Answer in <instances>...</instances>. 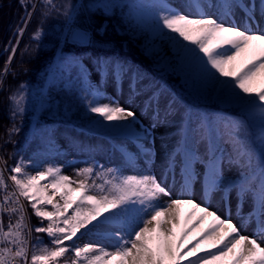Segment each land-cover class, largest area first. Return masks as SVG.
<instances>
[{"label":"snow or ice","instance_id":"6c2138e0","mask_svg":"<svg viewBox=\"0 0 264 264\" xmlns=\"http://www.w3.org/2000/svg\"><path fill=\"white\" fill-rule=\"evenodd\" d=\"M40 5L30 37L38 44L51 17H62L58 43L70 47L93 43L92 33L80 23L85 13L116 18L133 37L146 41L149 54L182 74L185 84L236 107L241 118L221 120L199 112L126 62L97 57L89 66L60 49L46 74L49 81L64 83L69 73L67 83L82 94L80 118L91 129L135 142V150L122 151L112 166L86 163L75 170L79 179L62 174L61 166L25 158L18 149L9 153L15 160L10 167L0 157V264H61L65 256L71 258L64 264H264V0H185L176 6L167 0H89L79 6L71 0H40ZM21 7L24 15L14 31L17 44L37 11L32 0H21ZM9 49L5 71L17 47L10 43ZM93 71L121 90L127 78L132 103L140 101L149 121L94 87ZM12 87L7 96L13 121L9 140L19 131L15 119L27 112L26 84ZM32 96L36 111L53 110L43 91ZM60 112L56 105L55 113ZM70 112L71 106L63 109L64 115ZM158 128L165 129L159 153ZM40 135L45 151L52 150L55 132L45 128ZM157 155L160 175L152 171ZM141 161L134 174H125ZM196 182L202 202L194 194ZM177 184L179 194L173 191ZM233 190L238 216L243 203H250L241 222L231 215ZM216 192L228 203L226 216L211 208ZM22 200L38 224L30 223ZM184 207L190 210L182 223ZM33 233L46 234L47 240ZM86 236L90 239L81 246L78 242Z\"/></svg>","mask_w":264,"mask_h":264},{"label":"trees","instance_id":"16d2710c","mask_svg":"<svg viewBox=\"0 0 264 264\" xmlns=\"http://www.w3.org/2000/svg\"><path fill=\"white\" fill-rule=\"evenodd\" d=\"M63 2L65 0L56 1L57 4ZM71 2L77 4L78 0H71ZM40 8L41 5L38 6L31 23L27 27L12 61L10 72L6 73L3 79L4 90L0 91V157L7 162L9 167L15 163L14 159H9V153H12L14 149L23 152L25 158L31 156L38 159V161L41 160L40 157L51 151H45L40 135L41 130L45 128L55 132L54 142L57 130L61 129L64 133L68 130L73 131V134L66 135L65 138L77 147L80 146L78 141L80 133L86 139H94L96 144L111 145L112 143L113 136L91 129L80 118L83 115L80 111L83 104L80 100L82 94L79 92L78 87H73L67 83L69 73H65L64 83L57 81L52 84L49 81L46 74L56 64L60 49L64 50L65 55H77L82 60L84 56H90L93 63L97 57L118 59L127 64L132 63L140 70L142 75L149 79L155 77L167 88L174 90L182 98L184 104L191 105L195 110L202 113L211 112L216 115H229L236 119L241 118L240 113L235 109L225 108L217 103L204 104L200 99H196L177 76L159 67L153 56L143 54L142 44L145 40L139 36L133 37L116 18H105L98 14H94L89 18L85 13L80 23L87 26L92 33L93 43L87 47H70L58 43L57 33L63 19L54 16L43 24L46 34L42 38V43L38 44L30 37L37 26V21L40 19ZM23 15L24 10L20 5V0H0V77H2L5 70V62L11 54L9 45L10 43L15 45L17 42L14 38V31ZM103 23L106 24L105 30L99 33L98 28ZM26 48L27 51H25ZM6 49L9 50L6 51ZM19 83L26 84L28 88L26 97L43 91L46 96L50 97L53 110H42L35 114L34 108H28L26 99L24 103L27 112L15 119L14 122L19 131L14 133L11 140H9L8 129L12 127L13 121L10 119L7 96L15 90L14 87L9 88V86H16ZM56 105L61 108L60 114L55 113ZM68 106H71V112L64 115L63 109ZM26 139L27 142L25 143ZM28 170L31 171V169ZM29 211L30 223L36 225V220L33 218L31 210ZM37 235L44 237L45 241L47 240L46 234L33 233V236Z\"/></svg>","mask_w":264,"mask_h":264},{"label":"rangeland","instance_id":"374dc122","mask_svg":"<svg viewBox=\"0 0 264 264\" xmlns=\"http://www.w3.org/2000/svg\"><path fill=\"white\" fill-rule=\"evenodd\" d=\"M167 2L169 4H172L173 6H176V5H182L185 2V0H167ZM86 3H89V0H78L77 5L79 6L80 4H86ZM105 25L106 24L103 23L98 28L99 33H102L105 30ZM87 46L88 45H86L85 47ZM142 48L144 50L143 54L145 56H153L154 61L157 63L159 67H162L166 69L169 73L177 76L180 79L181 83L185 84L182 74L178 72L173 73L170 68H167V66L162 61H160L159 56L154 55V54H149V52L146 50V41L143 42ZM165 50L167 51V49ZM83 61L85 62V64L89 66L93 64L90 56H84ZM127 65L133 68L134 70L138 71L142 75L140 70L135 65H133L132 63L127 64ZM90 83L94 87L99 86L105 96L119 100L120 103L125 107H132L137 112L138 117L142 121H145V122L149 121L150 118L145 114L143 109L140 107V101L137 100L135 104L132 103V99L128 95L127 78H125L123 89L121 90V87L118 84H116L111 78H101L98 73L93 71L91 73ZM185 86L196 99H200L204 104L217 103L218 105L222 107L231 108L232 110L235 109L239 112V110L236 107L218 102L216 99L209 96L204 91L198 90L194 85L185 84ZM26 99H27L26 102H27L28 108H31V107L34 108L33 107V103H34L33 96L29 95L26 97ZM34 112H36L35 109H34ZM208 114H210L214 119L219 118L221 120H237L236 118L229 116V115H224V114L216 115L211 112H208ZM164 133H165L164 128H158L156 130L155 148H156L157 153H159V149L161 147V140L160 139L158 140L157 138L158 136H163ZM71 134H73L72 130H68L67 132L64 133L63 130L58 129L55 142H54V148L48 154L40 157L41 160L39 162L41 164H45V162H47V163L55 164L57 166H61L62 174L68 175L72 177L73 179H79V177L76 176L75 170L84 167L86 163L91 164L95 161L97 163L104 164L105 166H112L114 162H117L119 160L120 153L122 151H124L125 149L129 151L135 150V142L127 138H124V137H114L112 139V145H108V144L105 145L102 143L96 144L94 139H86L81 133L78 136V141L80 143V146L77 147L72 142L67 141L65 138L66 135H71ZM158 161H160L159 155H157L155 163H157ZM141 166H142V161L140 164L136 166L135 169L133 168L125 169V174H134V172L138 170L139 167ZM197 169L198 171H202L203 166L197 165ZM152 171L155 172L157 175H160V173L157 171L154 165L152 167ZM195 189L196 190L201 189V185L199 182L195 183L194 190ZM214 197H216L215 200L221 199L220 192L213 193V196L209 202H211ZM196 199L198 202L203 201V198L201 197V195L197 197ZM25 202H26L27 208H29L30 206L28 205L27 201ZM221 206H224L227 209L228 203H226L225 200H222L219 207L221 208ZM189 210L190 209H188L187 207H184L182 209V212H181V222L182 223H183L184 216L187 214ZM249 211H250V203H246L245 201L242 205L241 215L239 216L237 215L236 207L231 208V215H232V218H237V220L241 222V216H246ZM32 216L36 220V224H38L39 222L38 218H36L33 214ZM233 221L235 222V219ZM252 227H253V224H249L248 228L246 229V232L250 233ZM88 239H90V237L86 236L82 238V240L79 241L78 243H80V245L82 246L83 242L87 241ZM70 258H71L70 256H65L64 258H62L61 264H64V260H67Z\"/></svg>","mask_w":264,"mask_h":264},{"label":"bare ground","instance_id":"6f19581e","mask_svg":"<svg viewBox=\"0 0 264 264\" xmlns=\"http://www.w3.org/2000/svg\"><path fill=\"white\" fill-rule=\"evenodd\" d=\"M261 27H264V22H262L261 23ZM159 137H161V138H159ZM163 138V136H158V140L160 139H162ZM157 140V141H158ZM154 165V167L157 169V171L160 173V171H161V169H160V161H158L157 163H155V164H153ZM168 183L169 184H171L172 183V181H171V177H169V181H168ZM173 191H174V193L175 194H179V184H177V185H175V187L173 188ZM194 194H195V197L197 198V197H199L200 195H201V189L200 190H194ZM201 197H202V195H201ZM218 197V196H217ZM203 198V197H202ZM215 198L216 197H214L213 198V200L211 201V202H209L210 203V205H211V208L212 209H214V210H216L217 212H218V214H221L222 216H226L227 214H228V212H227V209L224 207V206H221V208L219 207V205L221 204V202H222V200H224V199H222L221 198V193H220V198L221 199H217V200H215ZM230 202H231V208H235L236 207V203H237V201H236V197H235V192L233 191L232 192V194H231V197H230ZM246 203H249L247 200H246ZM235 219V222H239L238 220H237V218H233V220Z\"/></svg>","mask_w":264,"mask_h":264},{"label":"built area","instance_id":"2783aa9c","mask_svg":"<svg viewBox=\"0 0 264 264\" xmlns=\"http://www.w3.org/2000/svg\"><path fill=\"white\" fill-rule=\"evenodd\" d=\"M0 168H3L2 167V165L0 164ZM8 174L9 173H4V175H5V177L7 178V176H8ZM7 183H8V185H9V190H12V186H11V181H7ZM3 195V193L2 192H0V196H2ZM23 204H24V206H25V213H26V216H27V211H26V202L25 201H21ZM28 217V216H27ZM7 220H8V217L5 215L4 216V222H5V224L7 223Z\"/></svg>","mask_w":264,"mask_h":264},{"label":"water","instance_id":"95a60500","mask_svg":"<svg viewBox=\"0 0 264 264\" xmlns=\"http://www.w3.org/2000/svg\"><path fill=\"white\" fill-rule=\"evenodd\" d=\"M22 38V37H21ZM21 38H20V40H19V43L18 44H16V47L18 48V46H19V44H20V41H21ZM13 61V60H12ZM12 61H11V63H12ZM11 63H10V65H11ZM9 69V68H8ZM9 70H7L6 72H8ZM5 74V73H4Z\"/></svg>","mask_w":264,"mask_h":264}]
</instances>
